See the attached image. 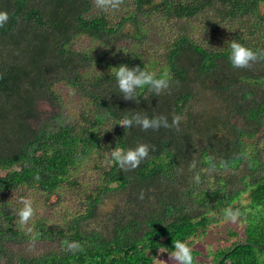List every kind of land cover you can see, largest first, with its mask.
Here are the masks:
<instances>
[{
    "label": "trees",
    "instance_id": "1",
    "mask_svg": "<svg viewBox=\"0 0 264 264\" xmlns=\"http://www.w3.org/2000/svg\"><path fill=\"white\" fill-rule=\"evenodd\" d=\"M97 4L0 0V264H167L176 239L195 244L198 264H264V0ZM231 40L258 58L234 68ZM120 63L167 69L170 87L126 100L109 74ZM130 112L180 119L112 125ZM140 142L153 150L138 168L112 162L111 148ZM23 199L34 209L27 224ZM52 204L59 220L43 211ZM226 207L242 216L218 236ZM28 241L49 248L13 253Z\"/></svg>",
    "mask_w": 264,
    "mask_h": 264
},
{
    "label": "clouds",
    "instance_id": "2",
    "mask_svg": "<svg viewBox=\"0 0 264 264\" xmlns=\"http://www.w3.org/2000/svg\"><path fill=\"white\" fill-rule=\"evenodd\" d=\"M119 0H98L97 6L101 9L111 7L116 9ZM9 13L0 10V27L7 24ZM258 58V53L252 48L242 44L239 41L231 40L228 44V60L234 68H244L250 62ZM109 74L115 81L118 93L122 94L123 98L134 100L137 103L142 96V90L151 92L153 95H160L170 87V76L167 69H162L159 74L155 71H150L139 65L128 66L125 63H120L109 68ZM110 114L104 113L102 119L109 118ZM179 117H174L169 122L167 116L162 114L148 115L140 112H130L123 116L119 123L126 129L139 127L141 129H159L169 128L171 125L179 123ZM111 125V127H112ZM104 130V129H103ZM110 158L112 162L121 170L129 171L138 168L142 161L147 159L152 146L147 143H137L131 147L111 148ZM199 178L197 177V180ZM22 207L17 211V217L23 224H27L34 215L32 203L28 199L20 201ZM242 216L240 208L226 207L223 209L222 217L226 221L235 222ZM194 243L187 239H176L172 241L171 252L169 256L174 261V264H198L197 256L194 255ZM67 251L76 252L80 249V244L77 241H69L66 243Z\"/></svg>",
    "mask_w": 264,
    "mask_h": 264
},
{
    "label": "rangeland",
    "instance_id": "3",
    "mask_svg": "<svg viewBox=\"0 0 264 264\" xmlns=\"http://www.w3.org/2000/svg\"><path fill=\"white\" fill-rule=\"evenodd\" d=\"M124 9H127L125 6H123ZM120 10L117 9L115 11H118ZM121 12V11H119ZM119 12L115 13L116 17L120 16ZM110 17H112V14L109 15ZM116 17H113L114 19H117ZM155 33V32H154ZM161 36V34L159 35V37ZM162 41V38H160L157 43L161 42ZM156 42V41H155ZM77 43H81V40L78 41ZM151 47V46H150ZM252 70L254 72H258V69L256 66H252ZM242 195V199H240V202L243 206H245L246 204V200L244 199L245 197V194L243 192ZM50 207H47V208H44L45 210L44 213H49L51 212L52 214H50L51 218L54 220V219H57L59 220L60 219V216H61V211H59V209H57L56 207H54L55 205L52 204V205H49ZM52 210V211H51ZM54 211H56L57 213H55ZM108 211V207H104L103 209L100 210V213L101 215L105 214L106 212ZM88 223V222H87ZM238 223V221H235V222H231V221H226V220H221L217 225L213 226L212 228V232L215 233V234H218V236H223V235H226V228L225 226L226 225H233V226H236ZM211 233H208L204 239L200 240L198 242V244L202 245L203 248H208L209 246H211L212 244H214L213 242L209 241V237H211ZM14 247H12L11 245V248L13 249V253H16V254H21L25 257H31V258H35L37 256H40L42 254H44L45 250H47L49 248V246L47 245V242H44V241H28L26 243H21V244H18V245H13ZM11 249V250H12ZM12 253V252H11ZM159 253V260L162 258V255L160 253V251H158ZM16 256V255H15ZM17 260V257H15L13 259V262H15ZM158 258H156L155 262L159 261ZM172 258L170 256H167L164 258V261L167 263V264H174V261L172 262L171 261Z\"/></svg>",
    "mask_w": 264,
    "mask_h": 264
}]
</instances>
